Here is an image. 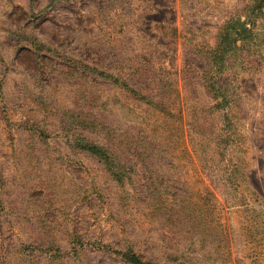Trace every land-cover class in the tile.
I'll return each instance as SVG.
<instances>
[{"label":"rangeland","instance_id":"374dc122","mask_svg":"<svg viewBox=\"0 0 264 264\" xmlns=\"http://www.w3.org/2000/svg\"><path fill=\"white\" fill-rule=\"evenodd\" d=\"M129 252L264 264V0H0V264Z\"/></svg>","mask_w":264,"mask_h":264},{"label":"trees","instance_id":"16d2710c","mask_svg":"<svg viewBox=\"0 0 264 264\" xmlns=\"http://www.w3.org/2000/svg\"><path fill=\"white\" fill-rule=\"evenodd\" d=\"M83 144L81 145V149L84 151L91 153L94 156L101 157L110 172L118 179V181H122L125 175L127 174L124 169L125 167L121 166V161L118 158L117 153L113 151V144L110 145H101L97 144L96 142L87 141V139L82 140ZM118 145V144H116ZM125 259H127L131 264H150V263H143L135 254H127L122 255Z\"/></svg>","mask_w":264,"mask_h":264}]
</instances>
